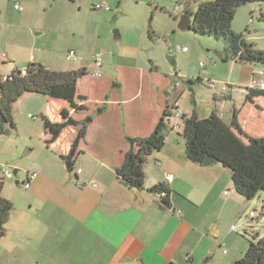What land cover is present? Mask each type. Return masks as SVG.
Returning a JSON list of instances; mask_svg holds the SVG:
<instances>
[{"label":"crops","instance_id":"obj_1","mask_svg":"<svg viewBox=\"0 0 264 264\" xmlns=\"http://www.w3.org/2000/svg\"><path fill=\"white\" fill-rule=\"evenodd\" d=\"M15 1L0 0V76L5 78L16 70L25 73L32 62L61 71L86 69L88 75L78 82V95L87 100L77 103L85 110L77 111L66 101L26 94L14 106V119L25 124L29 122L26 115L34 118L33 113L44 128L42 116L62 122L66 109L75 120L87 122L88 131L80 153L72 160L79 164V158H86L81 174L79 169L71 175L73 171L67 165L69 175L52 179L46 163L33 168L38 176L32 184L38 186L43 179H50L53 186L38 198H28L29 208L22 215L17 217L12 211L13 225L8 229L6 224V234L0 241L18 231L20 247H6L0 264H200L203 260L206 264L212 241L205 232L216 225L219 212L226 217L233 212L235 201L227 198L225 190L233 186L229 179L232 171L220 163L204 166L191 162L181 133L177 136L169 131L164 148L153 152L145 166L144 189L122 185L124 180L117 171L126 163L131 140L150 136L166 110L173 115H188L180 109L176 91L179 82L163 77L152 66L114 62L112 54L102 52V66L96 65L91 72L81 65L87 58L79 52L81 36L75 41L77 34L73 31L83 21L63 12L75 8L78 2H88L96 11L94 4L120 8L127 0H17L22 11L14 9ZM60 35L68 36L67 47ZM71 50L77 55L74 60L67 59ZM106 64L108 68H104ZM237 85L242 89L258 87L249 77ZM258 100L246 103L244 112L238 111L242 128L255 137L264 136L260 112L264 110ZM33 124L30 126H37V122ZM80 128L68 126L53 144L48 143L51 134L45 128L37 134L29 133V139H44L54 152L65 156ZM16 130L0 137V149L6 155L0 163H13L15 176L22 165L14 152H6L15 143ZM0 172L1 178L3 168ZM159 184L172 190L169 209L150 193ZM213 233L217 234L216 227Z\"/></svg>","mask_w":264,"mask_h":264},{"label":"rangeland","instance_id":"obj_2","mask_svg":"<svg viewBox=\"0 0 264 264\" xmlns=\"http://www.w3.org/2000/svg\"><path fill=\"white\" fill-rule=\"evenodd\" d=\"M181 1L127 0L122 2L120 8L116 5L109 6L112 8L111 11H92L88 2L84 4L78 2L75 8H66L64 11L61 10V13L63 11L66 15L83 21V24L73 31L77 34L75 41L78 40V36H81L79 52H83L87 58L86 61L81 62V65L88 66L91 72L96 70L92 56L98 52L112 54L114 62L152 66L155 70H159L163 77L179 82L176 91L182 111L187 112L188 115L195 112L200 119L209 118L213 112H216L218 117L229 124L233 108L243 112L246 110L244 108L246 95L242 93V87L237 84L249 77L260 88L259 85L264 80V76L260 71H254L252 67L237 66L236 62L225 60L224 57L227 54L224 39L180 30L178 24L184 13V8L180 5ZM197 7L198 3L192 4L194 12ZM263 12L264 2L246 4L237 9L232 23L233 32L244 34L246 40L254 44L258 50L264 49ZM90 17L91 20H89ZM115 30H119L122 35L120 42L113 40ZM68 31L72 30L68 29ZM60 36L66 39L67 47L68 36ZM178 47L187 48V50L176 51ZM168 57H175V69L170 65ZM108 67V64L104 66V68ZM171 73L173 75L170 76ZM210 83L214 87H209ZM174 87L175 85L170 89L171 93ZM223 87H227L228 91H224ZM258 104L264 110V97H259ZM260 112L264 117V112ZM31 116L34 118L26 115L29 122L25 124L14 119L17 128L14 134L16 140L8 153L6 152V154L10 151L14 152L18 158L17 162L22 165L17 176L13 179L5 178L3 190V196L12 202L13 213L17 217L29 208L28 198H38V195L50 191L53 186L50 179H43L38 186L32 184L33 179L30 181V186L25 187L27 178L34 173L33 168L38 164L46 163L52 179H57L53 176L69 175L67 163L63 162L61 154L54 152L44 139L38 137L35 138V142L29 139V133L37 134L39 131H44L39 117L33 113ZM263 117H261L262 120ZM36 122L37 126H30L31 123ZM176 123H179L180 130L174 129ZM183 129V119L171 118L167 132L170 131L178 136L179 133H183ZM247 134L252 136L249 132ZM239 137L244 144H248L244 136ZM5 156L0 149V160ZM79 159V164L71 161L76 165L71 173L73 176L79 169L81 170L78 174H81L85 168L83 160L86 158ZM6 166L12 170L15 169L13 163H0V169ZM229 179L231 182V174ZM19 180H21L20 184L17 183ZM225 190L229 194L227 198L235 201L233 212L228 217H226L227 214L219 212V220L216 223L218 226L214 225L205 232L212 241L205 256V259L209 258L206 264H236L244 257L251 242H258L264 237V191H261L254 199L248 200L237 196L234 186L227 187ZM205 210L207 209L204 208ZM12 225L13 219H10L7 228L9 229ZM214 227L217 234L213 233ZM17 235L19 236L18 231H14L9 236L6 235L5 240L0 241V255L1 253L3 255L6 247L16 246L19 250L20 242ZM16 256L18 255H13L12 258ZM203 261L200 264H203Z\"/></svg>","mask_w":264,"mask_h":264},{"label":"trees","instance_id":"obj_3","mask_svg":"<svg viewBox=\"0 0 264 264\" xmlns=\"http://www.w3.org/2000/svg\"><path fill=\"white\" fill-rule=\"evenodd\" d=\"M264 0H182L184 12L194 16L192 31L196 34L224 39L226 42L225 60H232L243 66L260 68L264 76V49L258 50L248 42L244 34L232 30L237 9L249 3H262ZM198 3L197 10L192 4ZM264 20V12L262 13ZM152 37L153 34H151ZM88 75L86 69L61 71L54 70L39 62H32L25 73L12 72L7 77L0 76V137L8 135L16 129L14 106L26 94H37L68 102L73 108L85 110L84 105L77 103L86 101L85 96L78 95V82ZM246 103L254 104L259 97H264V88H246ZM173 114L166 110L154 132L144 138L131 140V149L126 163L117 171L118 175L129 187L143 190L146 180L145 166L153 152L161 151L166 144V133ZM62 122H52L42 116L44 128L51 137L48 143L53 144L62 132L70 125L81 126L68 155L62 156L72 172V159L80 153L81 142L86 138L87 122H79L70 116L68 110L62 111ZM184 129L181 135L186 142L187 159L203 165L206 157L213 158L232 171V183L238 195L252 200L264 191V136H250L239 122V113L234 110L231 123L225 124L213 112L209 118L200 119L194 112L183 115ZM239 136H244L248 144H244ZM215 163V164H216ZM5 177L0 178V238L6 234V224L10 220L13 204L2 192ZM150 193L159 198L164 208H171L172 190L164 184L150 189ZM207 263V262H206ZM236 264H264V237L258 242H251L244 257Z\"/></svg>","mask_w":264,"mask_h":264},{"label":"built area","instance_id":"obj_4","mask_svg":"<svg viewBox=\"0 0 264 264\" xmlns=\"http://www.w3.org/2000/svg\"><path fill=\"white\" fill-rule=\"evenodd\" d=\"M13 7H14V9H16L18 11H22L23 10V6H22L21 2L20 1H17V0L14 2ZM92 8L97 9V10H111V8L108 5H105V4H94L92 6ZM0 33H1V27H0ZM186 50H187V48L182 49L180 47H178L176 49V51H186ZM76 57H77L76 52L74 50H71L68 53L67 59L68 60H74V59H76ZM92 59L94 60V62L96 63V65H98L99 67L102 66L103 59H102V54L101 53L95 54L92 57ZM261 74L263 75V72H261ZM259 86H261L260 88L264 87V80L260 83ZM209 87H214V85L210 83L209 84ZM223 90L224 91H227V87H223ZM242 93L245 94V95H247V93H248L247 89L246 88L242 89ZM173 116H175L177 119H182V117H183L180 112H177ZM174 129H176V130H180L181 129L179 123H176L174 125ZM79 172H80V170H79ZM3 177L13 179L15 177L13 170L10 169L7 166L4 167L3 168ZM36 177H37V173L31 174V176L28 177L27 178V181L24 183V186L25 187H29L30 186V181L33 180V179H35ZM170 179H171V177H170ZM226 194H227V192H226Z\"/></svg>","mask_w":264,"mask_h":264},{"label":"water","instance_id":"obj_5","mask_svg":"<svg viewBox=\"0 0 264 264\" xmlns=\"http://www.w3.org/2000/svg\"><path fill=\"white\" fill-rule=\"evenodd\" d=\"M79 1V0H76ZM193 20H194V16L193 14H191L188 11H185L180 18L179 24H178V28L182 31H192V24H193ZM114 42H120L122 40V35L120 34L119 30H115L114 31ZM170 65L172 66V68L174 69L176 67V62H175V58L174 57H168ZM19 73H22V71L20 70ZM216 161L211 158V157H206L203 165L204 166H211L213 164H215ZM17 172H14V175H16ZM18 183V182H17ZM122 185L127 186L128 184L125 181H121L120 182ZM207 261V259H206Z\"/></svg>","mask_w":264,"mask_h":264}]
</instances>
